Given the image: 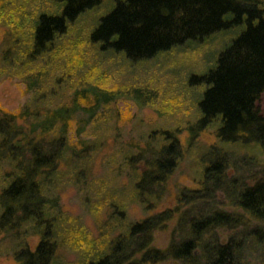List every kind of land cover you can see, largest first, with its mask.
<instances>
[{"label":"trees","instance_id":"obj_1","mask_svg":"<svg viewBox=\"0 0 264 264\" xmlns=\"http://www.w3.org/2000/svg\"><path fill=\"white\" fill-rule=\"evenodd\" d=\"M18 1L0 0V81L19 77L32 94L17 112L0 107V264H67L71 229L83 223L60 194L77 190L88 214L97 168L115 177L96 188L106 185L95 216L100 239L79 264H245L253 252L264 264V2L51 0L54 10L36 12L26 29ZM105 2L82 49L127 65L238 30L212 66L190 76V88L199 87L191 117L150 127L110 153L103 135L81 134L120 94L82 77L70 84L71 62L49 74L75 22ZM183 167L191 186L182 184ZM168 201L173 207L158 212ZM172 223L167 246L155 247V232Z\"/></svg>","mask_w":264,"mask_h":264},{"label":"rangeland","instance_id":"obj_2","mask_svg":"<svg viewBox=\"0 0 264 264\" xmlns=\"http://www.w3.org/2000/svg\"><path fill=\"white\" fill-rule=\"evenodd\" d=\"M21 1L19 0L14 7L15 11L18 9L23 15L26 29L29 28L31 17L36 12L51 11L55 7L51 0H25V6H20ZM259 1L264 2V0ZM108 6L109 3L105 2L97 9L83 14L75 22L70 30L69 38H67L68 41L63 44L62 56L65 57L56 56L49 74H63L67 71L68 65L72 63L74 68L70 74V84L82 77L86 83H96L101 88L116 91L120 94L118 101L109 104L98 112L96 119L94 118L81 134V136L88 138L103 135L108 140L106 142L110 153L114 150L115 144L126 145L131 138L135 139L142 131L144 132L150 127L174 125L191 117L199 87L190 88L187 84L190 76L205 72L212 66L215 60L214 56L216 57L219 51L236 36L238 30L227 32V34L214 35L213 40L208 41H212V43L188 44L173 51L165 52L148 61L127 65L119 57L105 56L100 58L94 53L87 52L88 48L87 50L86 48L82 49L87 32L95 25L97 18L105 12ZM74 46L76 48L72 51L70 48ZM68 51L70 53L69 57L64 54ZM31 94V91L26 89L25 83L19 77L15 76L0 81V107L10 112H17L23 105L28 103ZM138 95L142 100L135 99V96ZM257 105L259 110L264 113V92ZM74 132H71V137L76 139ZM93 175L91 181L94 182L93 187L96 190H94L93 197L94 208H90L88 214L80 202V194L77 190L72 189V187L63 188L60 194L63 209L69 215L78 217L83 223L82 226H75L74 229H71L70 234L74 239L73 248H71L75 251L73 254H67V264H79L80 254L84 255L91 249L90 244L100 239L97 236L98 228H100L98 226L99 220L95 216L101 213L98 198L102 191L106 189V185H102L99 191L96 188L99 187L101 179H111L115 175L102 168L95 169ZM180 178L182 184L192 185L187 169H183V175ZM118 180L119 183H122L123 178L119 177ZM108 182L109 180H107V184ZM219 203L221 207L227 210L231 209L221 196L219 197ZM171 207H173V202L168 201L157 211H164ZM129 212L134 219L139 217L135 205L130 207ZM172 229L173 223L170 224L168 231L155 232L153 245L160 249L165 248L170 240ZM228 233L222 232L220 235L226 238ZM29 244L34 249L37 239L31 238ZM96 247L98 246L96 245ZM258 263V255L255 252L250 253L245 258V264ZM164 264L176 263L170 260Z\"/></svg>","mask_w":264,"mask_h":264}]
</instances>
